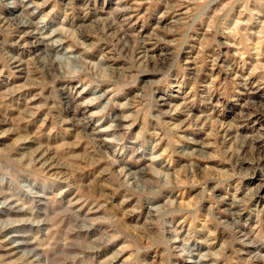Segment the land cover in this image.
<instances>
[{
	"label": "rangeland",
	"instance_id": "rangeland-1",
	"mask_svg": "<svg viewBox=\"0 0 264 264\" xmlns=\"http://www.w3.org/2000/svg\"><path fill=\"white\" fill-rule=\"evenodd\" d=\"M0 264H264V0H0Z\"/></svg>",
	"mask_w": 264,
	"mask_h": 264
},
{
	"label": "bare ground",
	"instance_id": "bare-ground-1",
	"mask_svg": "<svg viewBox=\"0 0 264 264\" xmlns=\"http://www.w3.org/2000/svg\"><path fill=\"white\" fill-rule=\"evenodd\" d=\"M41 158V156H39Z\"/></svg>",
	"mask_w": 264,
	"mask_h": 264
}]
</instances>
